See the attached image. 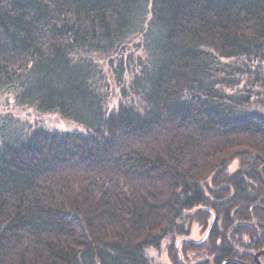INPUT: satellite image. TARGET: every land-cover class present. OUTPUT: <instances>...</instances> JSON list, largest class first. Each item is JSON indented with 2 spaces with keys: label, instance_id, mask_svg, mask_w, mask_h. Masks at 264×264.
Wrapping results in <instances>:
<instances>
[{
  "label": "trees",
  "instance_id": "1",
  "mask_svg": "<svg viewBox=\"0 0 264 264\" xmlns=\"http://www.w3.org/2000/svg\"><path fill=\"white\" fill-rule=\"evenodd\" d=\"M3 105L0 264L264 251V0H0Z\"/></svg>",
  "mask_w": 264,
  "mask_h": 264
},
{
  "label": "flooded vegetation",
  "instance_id": "2",
  "mask_svg": "<svg viewBox=\"0 0 264 264\" xmlns=\"http://www.w3.org/2000/svg\"><path fill=\"white\" fill-rule=\"evenodd\" d=\"M216 224H218V220H217V217H216V221H215V225H214V228L212 229V231L210 232V234L208 235V238L205 240L206 242L209 240L210 236L213 237L214 235V232L216 229H219L220 233H222V228H221V225L216 226ZM248 225H250L251 223L250 222H247ZM252 226V225H251ZM192 237L194 238H197L199 240H193V241H198L197 244H201V242L203 241L204 237L206 234H204V237L202 238L200 233H198V231L196 230V228L194 227L193 230H192ZM207 231L205 230L204 233H206ZM204 241V242H205ZM219 244V242H218ZM203 245V243L201 244ZM220 246V245H219ZM228 248H230V246L228 245L227 246ZM247 246L245 247V250H240L242 254H247L248 257H250L251 253L250 251H246ZM252 251L254 252L253 254V264H264L263 263V256L264 254H262V252L264 251H256L254 248H252ZM221 255V251L220 250H217L215 253L213 252V249H210L208 250L207 254H204V256L200 257V256H195L197 259H195L196 261H192V260H189L187 258H185L184 260V264H214V259L218 256V258L220 257ZM256 256H258V261L256 260ZM223 264H241L239 263L237 260H234V259H231V260H226L223 262ZM250 264V263H248Z\"/></svg>",
  "mask_w": 264,
  "mask_h": 264
},
{
  "label": "rangeland",
  "instance_id": "3",
  "mask_svg": "<svg viewBox=\"0 0 264 264\" xmlns=\"http://www.w3.org/2000/svg\"><path fill=\"white\" fill-rule=\"evenodd\" d=\"M6 106H0V109H6ZM13 107H9L8 111L12 112L15 114V116L19 117L20 119H26V120H30V122H37L40 124L45 125L47 128H51V129H57L58 131H70V132H74V131H79L80 129L73 123L68 122L64 119H62L60 116L56 115V114H52V115H43L40 117H36L34 115L31 114V116H29L28 114H24L21 117V109L20 110H14ZM201 237L203 238L204 235ZM160 260H163L162 262H164V258H161ZM166 263V260L165 262Z\"/></svg>",
  "mask_w": 264,
  "mask_h": 264
},
{
  "label": "water",
  "instance_id": "4",
  "mask_svg": "<svg viewBox=\"0 0 264 264\" xmlns=\"http://www.w3.org/2000/svg\"><path fill=\"white\" fill-rule=\"evenodd\" d=\"M215 221H216V218H215V215H213V216H212V221H211L210 227H209V229H208V231H207V233H206V235H205L203 241L201 242V244L204 243V241L208 238V235L210 234V232H211L212 229L214 228ZM186 241H187V242H191V240H189V239H187ZM180 243H181V240L178 241L177 245L179 246ZM262 254H264V252H262ZM256 260L258 261V256H256Z\"/></svg>",
  "mask_w": 264,
  "mask_h": 264
}]
</instances>
